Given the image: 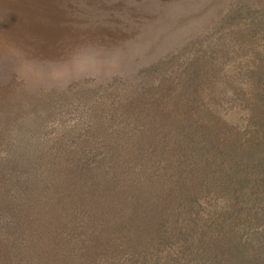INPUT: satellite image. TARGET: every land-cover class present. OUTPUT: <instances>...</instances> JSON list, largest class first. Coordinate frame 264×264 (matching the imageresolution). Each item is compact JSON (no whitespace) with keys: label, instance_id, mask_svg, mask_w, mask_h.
Returning a JSON list of instances; mask_svg holds the SVG:
<instances>
[{"label":"rangeland","instance_id":"rangeland-1","mask_svg":"<svg viewBox=\"0 0 264 264\" xmlns=\"http://www.w3.org/2000/svg\"><path fill=\"white\" fill-rule=\"evenodd\" d=\"M0 264H264V0H0Z\"/></svg>","mask_w":264,"mask_h":264},{"label":"trees","instance_id":"trees-1","mask_svg":"<svg viewBox=\"0 0 264 264\" xmlns=\"http://www.w3.org/2000/svg\"><path fill=\"white\" fill-rule=\"evenodd\" d=\"M107 139L108 140H105V142H104L105 146L108 145L107 148L110 146L112 150H113V148H119L118 146H116V143L118 145L121 143L120 141H122L120 139H118L119 141L116 140V136L114 138L107 137ZM105 155L109 156L107 153H105ZM106 156L101 155L100 157H98V159H95L100 164V166H102L103 168L106 169V167H107L108 169L112 170L116 175L120 174L122 168H126V167H123L122 165H119V166L116 165L115 161H113V159L111 157H106ZM110 175L111 176L108 175L109 178L113 177L112 173Z\"/></svg>","mask_w":264,"mask_h":264}]
</instances>
